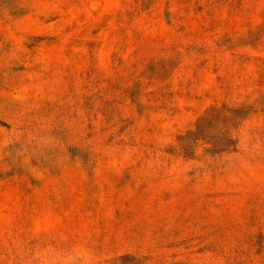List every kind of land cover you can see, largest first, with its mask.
<instances>
[{
  "label": "rangeland",
  "instance_id": "374dc122",
  "mask_svg": "<svg viewBox=\"0 0 264 264\" xmlns=\"http://www.w3.org/2000/svg\"><path fill=\"white\" fill-rule=\"evenodd\" d=\"M0 264H264V0H0Z\"/></svg>",
  "mask_w": 264,
  "mask_h": 264
}]
</instances>
